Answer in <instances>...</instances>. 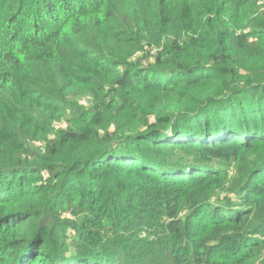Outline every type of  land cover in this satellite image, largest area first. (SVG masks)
<instances>
[{"label": "trees", "instance_id": "obj_1", "mask_svg": "<svg viewBox=\"0 0 264 264\" xmlns=\"http://www.w3.org/2000/svg\"><path fill=\"white\" fill-rule=\"evenodd\" d=\"M258 1L0 0V264H264Z\"/></svg>", "mask_w": 264, "mask_h": 264}, {"label": "rangeland", "instance_id": "obj_2", "mask_svg": "<svg viewBox=\"0 0 264 264\" xmlns=\"http://www.w3.org/2000/svg\"><path fill=\"white\" fill-rule=\"evenodd\" d=\"M258 4L261 6L262 9H264V0H259ZM137 56H139V55H137ZM82 102H83V99H82ZM54 126L55 127L65 126V123H55ZM67 235L69 236V240L72 239V241L73 240H77V238H78V233L76 231L72 230V229H68L67 230ZM75 248L76 247L74 245L71 246L70 250H69V253L74 252Z\"/></svg>", "mask_w": 264, "mask_h": 264}]
</instances>
